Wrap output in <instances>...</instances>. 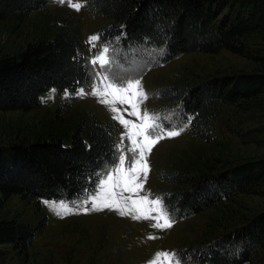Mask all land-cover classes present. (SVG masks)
Here are the masks:
<instances>
[{"label": "trees", "instance_id": "obj_1", "mask_svg": "<svg viewBox=\"0 0 264 264\" xmlns=\"http://www.w3.org/2000/svg\"><path fill=\"white\" fill-rule=\"evenodd\" d=\"M48 1L0 0V22H20L44 9ZM84 6L109 20L97 30L101 41L118 37L123 48L162 49L160 62L182 53L219 49L246 55V38L252 34L264 44V0L229 7L223 13L207 0H84ZM58 21L50 34L27 42L13 55H0V111H28L39 105L40 96L50 88L72 93L89 82L76 16L65 15ZM263 94L264 73L255 71L198 81L184 88L158 89L167 111L177 114L172 119L192 117L188 133L205 142L220 105L242 102L244 110L259 107L255 101ZM62 119L56 108L45 131L47 138L38 135L31 142L0 147L3 199L17 195L22 201L34 200L36 210L39 199L71 201L84 189L93 188L95 174L115 162V136L109 122L102 123L88 111L75 112L66 122ZM218 162L170 157L159 165L160 197L174 220L254 193L264 180V159L232 166H217ZM42 216L31 222L1 219L0 244L25 250L43 228ZM188 255L193 264L264 263V210Z\"/></svg>", "mask_w": 264, "mask_h": 264}, {"label": "rangeland", "instance_id": "obj_2", "mask_svg": "<svg viewBox=\"0 0 264 264\" xmlns=\"http://www.w3.org/2000/svg\"><path fill=\"white\" fill-rule=\"evenodd\" d=\"M207 1L212 5L217 4L223 13L229 7H247L263 0ZM73 2L84 5V0ZM70 14L77 18L80 42L86 54L89 70V82L84 86L86 93L91 91L93 66L90 61L101 54L107 45V58L111 61L109 72L121 79L138 78L141 81V87L148 96L140 105L141 113L145 110L161 116L173 113L167 111L164 101L158 96V89L163 86L184 88L211 78L232 77L239 72L264 73V44L255 34L246 38V55L219 49L212 53H182L167 62H160L162 49L152 50L138 45L123 48L118 37L108 42L99 39L94 47L90 46L88 38L96 35L99 26L108 24L109 20L85 6L75 11L67 3L61 5L58 0H49L44 9L30 13L20 22H0V55H13L27 42L45 33L50 34L58 20ZM96 67L97 71H102L99 65ZM51 90L40 96L39 105L33 109L0 111V147L7 148L16 142H31L38 135L47 138L45 131L56 108L64 122L67 118L71 119L75 112H91L97 120L111 124L115 144H122L124 150L129 147L125 129L112 118L113 114L107 106L97 102V98L87 94L81 98L76 90L69 95H65V90L58 93ZM255 104H259V107L255 105L246 110L242 102L220 105L211 123L208 142L192 137L188 127L178 137L159 141L147 155L150 170L139 195L150 193V199L160 197L162 183L156 174L159 165L170 157L196 162L200 158L213 159L219 161L217 166L264 159V94L258 97ZM116 107L124 119L139 122L128 114L131 111L129 105L117 104ZM122 136L125 137L123 142ZM140 180L143 181V175ZM123 195L128 196L129 193L124 192ZM74 200L39 199L36 210L34 200L22 201L17 195L4 199L0 196V220L31 222L38 220L41 213L44 220L43 228L25 250L15 251L7 244H0V264H149L158 252H176L179 257L183 256L182 264H193L188 255L190 250L233 230L244 220L264 210V180L254 193L235 196L230 201H223L217 208L175 220L171 228L163 231L151 227L154 220H133L130 215L121 216L115 210L85 213L82 205L81 209L74 210L78 214L57 215L45 203L66 201L72 206ZM86 207L90 209L91 204ZM149 236L157 238L148 239Z\"/></svg>", "mask_w": 264, "mask_h": 264}, {"label": "snow or ice", "instance_id": "obj_3", "mask_svg": "<svg viewBox=\"0 0 264 264\" xmlns=\"http://www.w3.org/2000/svg\"><path fill=\"white\" fill-rule=\"evenodd\" d=\"M61 5L67 3V6L80 11L84 6L82 3L73 0H58ZM100 39L96 34L88 38L90 46ZM109 47L107 45L102 49L101 54L93 58L90 63L93 66L90 85L91 91L86 93L85 87L81 86L76 90V94L83 98L86 94L97 98V102L109 108L113 114L112 118L122 125L125 129L129 147L124 150L122 144L114 145V163L106 165V171L101 170L97 176L96 186L91 189H84L80 198L71 202L45 201L52 207L57 215L78 214L74 210L81 209L88 211H102L104 209L115 210L121 216L130 215L133 220H154L151 227L158 230H166L173 226L175 220L171 217L162 198L150 199L151 194L143 196L139 192L144 189V181L147 180V174L150 170L147 163V155L152 148L161 140L175 138L191 124L192 117L186 121H174L175 112L161 116L160 114L150 113L147 110L141 113L140 105L148 99L146 92L141 87L140 79H130L116 76L109 72L111 61L107 58ZM99 65L102 71H97ZM79 83V81L77 82ZM55 89L51 92L55 93ZM65 95H69L65 89ZM51 98V96L49 97ZM117 104H127L131 108L128 113L136 117L138 123L123 118V115L116 107ZM168 122L166 127L165 122ZM125 139L121 137V141ZM131 153V156H128ZM143 175V181L140 180ZM139 181V182H138ZM128 192V196L123 193ZM136 195V198H133ZM91 204V208L86 207ZM155 213V215H153ZM157 237L149 236L148 239ZM149 264H182V260L176 252H158L155 254Z\"/></svg>", "mask_w": 264, "mask_h": 264}]
</instances>
